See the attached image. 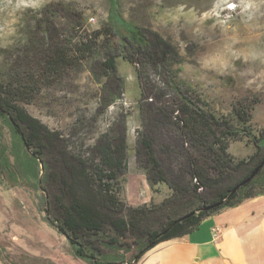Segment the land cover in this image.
<instances>
[{"label": "trees", "instance_id": "16d2710c", "mask_svg": "<svg viewBox=\"0 0 264 264\" xmlns=\"http://www.w3.org/2000/svg\"><path fill=\"white\" fill-rule=\"evenodd\" d=\"M108 3L104 25L84 35L75 34L84 29L79 20L64 33L41 16L35 23L36 33L43 35L38 68L25 70V76L8 65L0 70V135L6 126L11 136L9 144L0 142V155L13 177L31 171L40 180L45 219L77 257L91 264H135L157 243L182 237L205 217L264 194V125L256 134L250 130L254 103L246 98L218 115L178 79L180 69L172 65L184 60L177 49L158 32L123 18L119 0ZM49 13L58 15L55 8ZM112 37L119 41L113 43ZM119 55L136 66L140 83L136 165L150 187L162 184L169 190L158 202L131 206L120 196L119 174L127 166L124 123L86 144L78 135L87 124L84 118H76L65 135L24 106L40 89L39 82L48 85L84 61H91L96 76L101 74L100 101L109 105L124 89V79L117 75ZM151 73L165 81L164 91L152 83ZM243 136L254 149L236 158L229 144ZM137 229V251L125 257L129 243L119 239Z\"/></svg>", "mask_w": 264, "mask_h": 264}, {"label": "rangeland", "instance_id": "374dc122", "mask_svg": "<svg viewBox=\"0 0 264 264\" xmlns=\"http://www.w3.org/2000/svg\"><path fill=\"white\" fill-rule=\"evenodd\" d=\"M52 8L58 15L49 13ZM108 10V0H0V70L8 65L25 76V70L38 68L43 35L36 33L35 23L41 16L49 19V26L64 33L79 20L84 29L75 34L84 35L104 25ZM119 13L127 21L158 32L177 49L184 60L172 65L180 69L178 79L208 101L218 115L227 114L232 104L246 98L254 103L250 130L256 134L263 127L264 0H119ZM112 41L119 40L112 37ZM117 75L124 79V89L107 106L100 101L102 89L91 70V61L66 68L48 85L39 82L40 89L24 106L48 127L65 135L76 118H84L87 124L78 135L86 144L110 126L124 123L127 166L119 174L120 196L131 206L158 202L168 194V188L162 184L150 187L135 160L134 145L140 128L136 66L119 55ZM149 77L165 90V81L159 75L151 73ZM10 140L4 126L0 142L9 144ZM253 149L247 136L229 144L236 158L247 156ZM7 156L14 164L12 154L8 152ZM9 172L3 168L0 155V257L5 264H36L38 257L24 249L54 241L57 230L45 219L40 180L31 171L17 177ZM139 234L137 229L119 239L129 243L125 257L137 251L134 242ZM60 239L66 241L63 236Z\"/></svg>", "mask_w": 264, "mask_h": 264}, {"label": "crops", "instance_id": "0c3cea01", "mask_svg": "<svg viewBox=\"0 0 264 264\" xmlns=\"http://www.w3.org/2000/svg\"><path fill=\"white\" fill-rule=\"evenodd\" d=\"M56 232L54 241L24 251L38 257L36 264H91L77 257ZM135 264H264V194L205 217L182 237L157 243Z\"/></svg>", "mask_w": 264, "mask_h": 264}, {"label": "water", "instance_id": "95a60500", "mask_svg": "<svg viewBox=\"0 0 264 264\" xmlns=\"http://www.w3.org/2000/svg\"><path fill=\"white\" fill-rule=\"evenodd\" d=\"M256 171H257V168L252 172L251 176H253Z\"/></svg>", "mask_w": 264, "mask_h": 264}, {"label": "built area", "instance_id": "2783aa9c", "mask_svg": "<svg viewBox=\"0 0 264 264\" xmlns=\"http://www.w3.org/2000/svg\"><path fill=\"white\" fill-rule=\"evenodd\" d=\"M216 229V228H215Z\"/></svg>", "mask_w": 264, "mask_h": 264}]
</instances>
